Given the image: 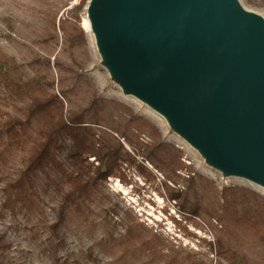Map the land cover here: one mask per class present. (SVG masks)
Segmentation results:
<instances>
[{"label":"rangeland","instance_id":"374dc122","mask_svg":"<svg viewBox=\"0 0 264 264\" xmlns=\"http://www.w3.org/2000/svg\"><path fill=\"white\" fill-rule=\"evenodd\" d=\"M81 1L0 0V123L23 116L28 85L54 78L50 91H64L69 111L98 112L99 134L127 133L132 145L120 141L132 161L121 177L96 181V164L81 176L68 155L71 129L28 172L30 144L0 127V264H228L226 250L264 264V243L240 220L264 216V189L234 176L151 97H136L96 28L97 0L78 10ZM229 1L264 28V0ZM150 139L176 174L135 154Z\"/></svg>","mask_w":264,"mask_h":264},{"label":"water","instance_id":"95a60500","mask_svg":"<svg viewBox=\"0 0 264 264\" xmlns=\"http://www.w3.org/2000/svg\"><path fill=\"white\" fill-rule=\"evenodd\" d=\"M95 15L102 41L136 91L221 165L264 182L258 20L229 0H97Z\"/></svg>","mask_w":264,"mask_h":264},{"label":"trees","instance_id":"16d2710c","mask_svg":"<svg viewBox=\"0 0 264 264\" xmlns=\"http://www.w3.org/2000/svg\"><path fill=\"white\" fill-rule=\"evenodd\" d=\"M88 0H82L78 5V10L84 8ZM61 30H65L64 23H61ZM57 59V58H55ZM55 88V79H44L27 86L24 93L26 101L23 108V116L11 117L0 123L1 130H6L11 138L17 144L27 143L29 150L24 159L28 172L37 169L41 162L48 156L51 146L56 137L66 133L71 129L78 131L77 141L69 151V157L72 160L73 167L77 173L82 176L87 168H93L95 164L94 179L107 180L110 176H123V164L131 163L130 152L124 149L120 141L124 138L129 145H132V139L120 128L114 129L118 137L108 133L99 134L94 125H99L100 116L98 112L91 114V109L86 108L78 111H69L65 106V93L59 94L50 91ZM138 120V119H134ZM154 130V127H150ZM158 148L164 149V146L158 147L155 139H150L149 143L134 148V152L140 155L144 160L150 162L156 169L176 174L178 167L175 161L164 158L158 154ZM93 158V160H91ZM141 169L145 172L144 167ZM190 181V180H189ZM70 183L75 188H79V180L71 179ZM176 192V191H175ZM249 193V190L247 194ZM246 193L242 194L243 201L249 203L251 199ZM174 198H181L177 192ZM196 208V207H195ZM196 211V210H194ZM240 220L249 224L257 232L259 239L264 243V232L260 224L264 223V216L251 219L249 213H245ZM2 239V237H0ZM231 254L228 264H252L247 258L240 257L230 250L225 254ZM221 255L223 253H220ZM192 264H204L199 261H193Z\"/></svg>","mask_w":264,"mask_h":264},{"label":"bare ground","instance_id":"6f19581e","mask_svg":"<svg viewBox=\"0 0 264 264\" xmlns=\"http://www.w3.org/2000/svg\"><path fill=\"white\" fill-rule=\"evenodd\" d=\"M98 30V29H97ZM112 52V54H113V56L115 55L116 56V53H114L113 51H111ZM129 95H132V94H129ZM129 95H127L128 97H129ZM136 95V97H140L139 99H141L142 100V97L141 96H143L144 94H142V93H139L138 92V94H135ZM134 95V96H135ZM165 110V109H164ZM166 111V110H165ZM217 158V157H216ZM237 169V168H236ZM238 171H236V170H232L233 172V175L234 176H238V175H241V176H244L245 178L244 179H246V180H248V181H251L253 184H256V185H258L259 187H261V188H263L264 189V182L263 181H261V180H259V179H256V178H254V177H252V175L250 176V175H248L247 176V174L245 173V172H242V170H239V169H237ZM241 171V172H240ZM240 176V177H241ZM117 186H118V188L121 190V189H123V186L118 182V184H117Z\"/></svg>","mask_w":264,"mask_h":264}]
</instances>
